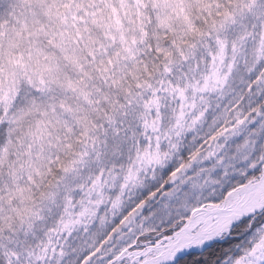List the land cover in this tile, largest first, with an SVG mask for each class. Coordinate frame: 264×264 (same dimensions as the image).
Wrapping results in <instances>:
<instances>
[{
  "label": "snow or ice",
  "instance_id": "obj_1",
  "mask_svg": "<svg viewBox=\"0 0 264 264\" xmlns=\"http://www.w3.org/2000/svg\"><path fill=\"white\" fill-rule=\"evenodd\" d=\"M21 2L0 264H264V0Z\"/></svg>",
  "mask_w": 264,
  "mask_h": 264
},
{
  "label": "trees",
  "instance_id": "obj_2",
  "mask_svg": "<svg viewBox=\"0 0 264 264\" xmlns=\"http://www.w3.org/2000/svg\"><path fill=\"white\" fill-rule=\"evenodd\" d=\"M23 7V4L21 0H0V13L6 14L9 10L11 12L16 13V15H19L21 12V8ZM15 17V16H14ZM218 177L213 172L207 173L206 175H201L199 177V180L201 182H205L207 187L210 188L211 186H208V183H211L213 180L217 179ZM199 191V190H197ZM207 194V193H204ZM137 223H140L139 221ZM219 248V246H218ZM192 260L191 264H212L213 257L208 252H202L201 254H194L191 255ZM201 257V258H198Z\"/></svg>",
  "mask_w": 264,
  "mask_h": 264
},
{
  "label": "rangeland",
  "instance_id": "obj_3",
  "mask_svg": "<svg viewBox=\"0 0 264 264\" xmlns=\"http://www.w3.org/2000/svg\"><path fill=\"white\" fill-rule=\"evenodd\" d=\"M16 15V13H14ZM6 14H2L0 13V19H14L15 15H13V12H11V10H9V12L7 13V16L5 17ZM209 185L208 186H211V183H208ZM204 253V252H207V251H197V252H192L191 255H194V254H201V253ZM198 258H201V257H198Z\"/></svg>",
  "mask_w": 264,
  "mask_h": 264
},
{
  "label": "water",
  "instance_id": "obj_4",
  "mask_svg": "<svg viewBox=\"0 0 264 264\" xmlns=\"http://www.w3.org/2000/svg\"><path fill=\"white\" fill-rule=\"evenodd\" d=\"M198 251V250H197ZM197 251H193V252H197Z\"/></svg>",
  "mask_w": 264,
  "mask_h": 264
}]
</instances>
